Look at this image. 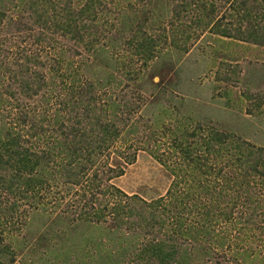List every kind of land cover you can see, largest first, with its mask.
<instances>
[{
  "label": "trees",
  "instance_id": "trees-1",
  "mask_svg": "<svg viewBox=\"0 0 264 264\" xmlns=\"http://www.w3.org/2000/svg\"><path fill=\"white\" fill-rule=\"evenodd\" d=\"M165 1L173 13L193 6L199 20L222 12L215 0ZM109 4H115L113 12ZM227 4L230 21L223 15L211 32L264 45V0ZM152 5L148 0L144 8ZM146 13L124 0H0V50L14 42L38 44L33 54L31 44L10 64L9 52L0 55V64H8L2 95L19 110L0 129V264H37L38 252L45 264H245L261 254L247 244L255 240L248 236L253 220L264 223V149L200 121L156 128L137 116L141 105L135 99L141 97L120 87L121 67L128 66L121 52L126 31L131 28L127 44L145 60L155 59L164 41L146 28ZM106 22L109 28L101 31ZM58 33L61 41L54 45ZM48 49L51 55L38 61L39 51ZM90 55L98 64L93 59L84 73ZM56 77L65 85L51 114L44 105ZM103 97L108 101L102 103ZM137 149L151 153L174 177L165 196L148 201L114 184L124 168L110 165L109 157L117 151L133 164ZM29 212L47 213L54 222L50 230L57 227L60 237L71 225V243L40 234L44 250L37 242L24 244ZM222 221L236 234L226 224L218 230ZM256 264H264V254Z\"/></svg>",
  "mask_w": 264,
  "mask_h": 264
},
{
  "label": "rangeland",
  "instance_id": "rangeland-1",
  "mask_svg": "<svg viewBox=\"0 0 264 264\" xmlns=\"http://www.w3.org/2000/svg\"><path fill=\"white\" fill-rule=\"evenodd\" d=\"M124 1L125 4H136L137 9L147 12L146 14L151 17V20L146 28L150 32H154L156 40H164L157 47V54L153 60H145L133 53L132 45L127 44L131 28L126 31L122 41L121 52L125 56L124 63L126 66H129L131 60L136 63L131 67H121L123 76L121 75L118 80L123 82L121 88L128 87V90L137 93L135 96L141 97L140 100L135 99L136 103L141 105L139 112H136L137 116H142L146 122L148 121L156 128H159V125L162 128L164 123L168 122H180L183 126L188 127L195 126L199 121L208 123L221 131L234 134L238 138L264 149V45L244 42L236 37L229 38L211 32L213 25L223 15L226 17V21H230L231 18L228 15L231 12L228 10L227 0L214 1L222 11L218 17L203 15L201 20L195 18L193 6L188 7L187 12L173 13L171 6H167L165 0H154V5L147 9L144 7L148 0ZM113 6L115 4H109L108 11L112 9L113 12ZM110 16H112L111 13ZM171 22L174 25L173 28H171ZM104 24L101 31L109 28L108 22ZM60 33L54 35V40H52L54 45H58L61 41ZM106 34H108L107 31ZM167 36H169L168 39ZM29 41L27 40L26 43ZM1 42L2 39H0ZM31 44L14 42L8 50L6 46L2 51L0 50V55L9 52L7 60L10 64L11 60L17 59L19 54L24 57L23 51ZM33 45L28 51L29 54H33L34 50L38 48V44ZM39 53L38 61H43L47 55H51L49 49L41 50ZM112 54L113 50L109 51L108 47L106 56L110 58ZM93 59L98 64V60L90 55L87 64H84V73L90 64L93 65ZM8 64H0V98H2L0 100V129L3 125L13 122L19 112L17 108H13L14 100L8 94L2 95L5 92L4 86H6L7 78L4 75L8 70ZM107 65L108 63H104L103 67L106 69ZM127 71L132 72V81H128ZM97 72L102 74L100 70ZM54 83L55 92L52 91L51 97L44 105V108L50 110L51 114L56 112L57 97L65 85L58 77L54 79ZM116 89L113 87L110 101L111 97L113 99L116 97ZM36 99L38 100V98ZM108 99V97H103L101 102L108 101ZM28 102L33 104L31 100ZM42 103L43 101H38L34 108L38 118L40 117L38 112L41 109L38 107ZM118 114L121 113L118 112ZM41 146H43V142ZM136 152V160L133 164L125 163L117 151L111 154L108 163L124 168V175L113 180L114 184L129 196L138 195L148 201L165 196L174 177L167 167L151 153L140 149H137ZM71 195L77 197L76 191H73ZM26 208H28L27 205ZM46 214L32 213L27 217L29 224L21 236L24 239L27 237L24 244L37 242L38 246L44 250L45 240L40 234L49 238H51L50 235L56 237L55 241L58 243H60L58 239H63L65 242L70 239L68 234L74 231L70 228L72 226L65 227V231L60 237L56 231L57 227H54L53 231L50 230L54 222L49 220L50 217ZM237 219L242 223L240 217ZM261 219L258 217L253 220V230L248 236L249 239L255 240L250 241L251 244H247L255 247V250H261V254L257 251L245 264H256L264 254V223H261ZM262 221L264 222V220ZM224 224L230 231L234 230L233 234H236L237 229L232 230L230 222L222 221L218 230L224 229ZM66 243H71V241L68 240ZM236 243L239 244V239ZM77 246L79 248L77 252L80 255L84 254L83 243ZM225 250H227L226 247ZM36 254L39 259L37 264H45V261L40 259L42 253ZM226 254L233 260L232 250H227ZM234 254L236 253L234 252ZM237 258L239 260L240 255ZM19 263L20 261L17 264ZM238 263L243 264L240 260Z\"/></svg>",
  "mask_w": 264,
  "mask_h": 264
}]
</instances>
